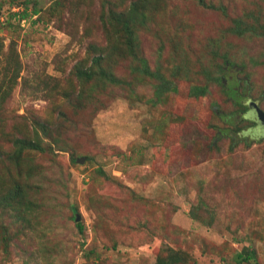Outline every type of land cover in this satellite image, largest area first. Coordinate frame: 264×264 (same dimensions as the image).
<instances>
[{
	"label": "rangeland",
	"instance_id": "374dc122",
	"mask_svg": "<svg viewBox=\"0 0 264 264\" xmlns=\"http://www.w3.org/2000/svg\"><path fill=\"white\" fill-rule=\"evenodd\" d=\"M134 1L0 0V264H264V0Z\"/></svg>",
	"mask_w": 264,
	"mask_h": 264
},
{
	"label": "trees",
	"instance_id": "16d2710c",
	"mask_svg": "<svg viewBox=\"0 0 264 264\" xmlns=\"http://www.w3.org/2000/svg\"><path fill=\"white\" fill-rule=\"evenodd\" d=\"M126 1H130V2H129V5H128V6H129V9H130L131 7H132L133 9L135 8V1H134V0H117L116 3H110V2H108V3H109V5H116V6L120 7L119 4L122 5V4H124ZM197 1H198L199 4H201V5H203V6H206V5L204 4V0H197ZM120 12H122V11H119V15L121 14ZM117 14H118V13L113 12L112 15H111V18L118 16ZM30 16H31V15H29V13L27 12L26 7H25V8L22 10V12H21V18H22V19H27V18H29ZM118 21H122V25H123L122 28H124V32H125L126 34H127V33L130 34V33L132 32V30L134 29L135 24H136V23L133 21V19H129V20H120V18H118ZM34 22H35V21H34ZM256 22H257V21H256ZM230 32H232L233 34H235L237 37H238V36L240 37V35L243 36V35H245L246 33L253 34V33L256 32V30L254 29L253 26H251V25L248 26V24H243L242 21L238 19V20H234V26L230 29ZM255 35H256V33H255ZM223 60H224V63H225L226 65H230V64H231V63L228 61L227 58L224 57ZM99 61H100V58H99ZM143 65H144V60H141V66H143ZM134 70H138V71H140L141 69L134 68ZM141 71H142V70H141ZM141 71H140V72H141ZM79 76H84V77L86 76V77H89L90 75H89L88 73H86L85 71H80ZM153 77H154V80H155L154 94H153V96L155 97V100L158 102L159 100H161V98L163 99L165 95H167L169 92H171V91L175 88V85H174L172 79L169 78V77H165L164 74L157 75V74L154 72ZM217 82H218L219 84L223 83V79H222V77H218ZM126 85H127V86H130L129 83H127ZM150 100H151V99L147 100L146 103L149 102ZM157 102H156L155 104H157ZM213 108H217V110H218V105H216V104L213 105ZM255 111H260V110H257L256 108H254V106L252 107V106L250 105V106L248 107V109L244 112V114H245V118H246L247 120L252 121V122H254V123L257 124L256 118L254 117V118L252 119V117H251V116H254V115H255ZM260 112H262V111H260ZM263 113H264V112H263ZM217 137H218V136H215L214 139L212 140V142H214V141L217 139ZM76 226H77V228H78L79 231H82V226H81V225L77 224ZM251 258H253V255H252V254H248L247 256L238 255V256H237V262L239 263L240 260H241V261H248V260H250Z\"/></svg>",
	"mask_w": 264,
	"mask_h": 264
},
{
	"label": "water",
	"instance_id": "95a60500",
	"mask_svg": "<svg viewBox=\"0 0 264 264\" xmlns=\"http://www.w3.org/2000/svg\"><path fill=\"white\" fill-rule=\"evenodd\" d=\"M252 119L255 117L257 121V127L254 133V137L264 138V113L260 111H255V115L251 116ZM79 217H76V221Z\"/></svg>",
	"mask_w": 264,
	"mask_h": 264
}]
</instances>
